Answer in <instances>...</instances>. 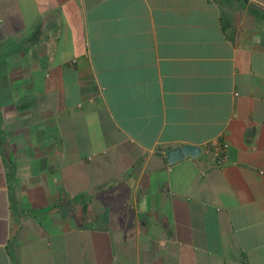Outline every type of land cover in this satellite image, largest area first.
Masks as SVG:
<instances>
[{
  "label": "crops",
  "instance_id": "1",
  "mask_svg": "<svg viewBox=\"0 0 264 264\" xmlns=\"http://www.w3.org/2000/svg\"><path fill=\"white\" fill-rule=\"evenodd\" d=\"M0 264H264V0H0Z\"/></svg>",
  "mask_w": 264,
  "mask_h": 264
},
{
  "label": "water",
  "instance_id": "2",
  "mask_svg": "<svg viewBox=\"0 0 264 264\" xmlns=\"http://www.w3.org/2000/svg\"><path fill=\"white\" fill-rule=\"evenodd\" d=\"M201 152V148L191 145H182L180 147L168 150L166 152V157L170 164H174L186 156L196 157Z\"/></svg>",
  "mask_w": 264,
  "mask_h": 264
},
{
  "label": "built area",
  "instance_id": "3",
  "mask_svg": "<svg viewBox=\"0 0 264 264\" xmlns=\"http://www.w3.org/2000/svg\"><path fill=\"white\" fill-rule=\"evenodd\" d=\"M208 147L212 148L211 151L215 155L218 164H221L222 161L225 159L227 144L223 140L217 139L211 142L210 144H208Z\"/></svg>",
  "mask_w": 264,
  "mask_h": 264
},
{
  "label": "trees",
  "instance_id": "4",
  "mask_svg": "<svg viewBox=\"0 0 264 264\" xmlns=\"http://www.w3.org/2000/svg\"><path fill=\"white\" fill-rule=\"evenodd\" d=\"M210 150L212 149L211 147H208Z\"/></svg>",
  "mask_w": 264,
  "mask_h": 264
}]
</instances>
